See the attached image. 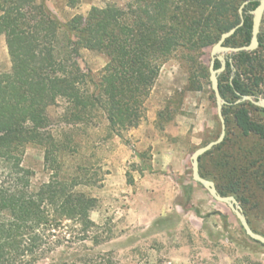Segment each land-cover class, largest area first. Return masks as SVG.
Wrapping results in <instances>:
<instances>
[{
  "label": "trees",
  "instance_id": "16d2710c",
  "mask_svg": "<svg viewBox=\"0 0 264 264\" xmlns=\"http://www.w3.org/2000/svg\"><path fill=\"white\" fill-rule=\"evenodd\" d=\"M245 1L129 0L62 23L45 0H0V35L12 60L11 71L0 73V264H38L56 252L66 257L51 264H121L112 252H92L111 235L91 217L98 199L79 189L91 183L86 167L63 175L68 146L47 131L48 109L63 99L73 124L101 115L109 137L122 138L145 119L162 66L175 54L192 61L215 45L240 22ZM249 1L228 46L251 40L250 11L259 0ZM259 41L257 50L227 60L219 76L222 97L232 103L223 109L226 137L200 158L201 175L241 203L249 224L248 212L264 208V108L235 101L264 96V30ZM85 48L107 58L97 76L79 62ZM233 68L223 86L221 77ZM29 144L44 149L50 177L41 185L23 166Z\"/></svg>",
  "mask_w": 264,
  "mask_h": 264
},
{
  "label": "rangeland",
  "instance_id": "374dc122",
  "mask_svg": "<svg viewBox=\"0 0 264 264\" xmlns=\"http://www.w3.org/2000/svg\"><path fill=\"white\" fill-rule=\"evenodd\" d=\"M45 1L66 23L76 15L86 16L94 6H124L129 0ZM242 38L238 35L236 40ZM211 48L192 61L175 54L162 66L146 101L145 119L138 127L124 131L122 138L109 137L101 115L87 124H73L66 118L63 99L48 109L47 131L68 146L63 175L74 173L77 166L86 167L83 172L91 183L79 189L98 199L91 217L111 235L92 252H112L121 264H264V245L246 234L226 204L216 201L192 179V153L216 140L221 132L209 79ZM79 62L97 76L107 58L85 48ZM11 69L6 37L0 35V73ZM235 70H227L221 77L223 86ZM253 97L264 99L262 94ZM23 166L33 171L35 185L49 180L40 145H27ZM248 217L251 228L264 235V208L249 211ZM57 254L38 264L66 257Z\"/></svg>",
  "mask_w": 264,
  "mask_h": 264
},
{
  "label": "water",
  "instance_id": "95a60500",
  "mask_svg": "<svg viewBox=\"0 0 264 264\" xmlns=\"http://www.w3.org/2000/svg\"><path fill=\"white\" fill-rule=\"evenodd\" d=\"M249 0L242 3L239 8V18L240 22L232 27L230 30L221 34L220 39L217 41L215 45L212 46L210 51V64H209V72H210V82L211 88L214 92L216 105H217V115L221 122V132L219 137L216 140L210 141L204 146L197 148L191 155L190 161L192 166V179L201 184L208 193L218 202L226 204L232 213L237 217L240 221L241 226L245 230L246 234L253 240L260 242L264 245V235L255 232L244 214L243 208L240 205L239 201L232 195L223 196L218 191L216 184L214 181L204 178L200 173V158L211 151L214 147L220 145L226 137V121L223 115V108L228 102L222 97L220 92V81L219 76L226 70L227 68V56H231L233 53H238L242 51L253 52L259 48L260 41L259 35L261 32V25L264 16V0H259L258 5L250 11L252 14V31H251V40L249 44L244 46H228L226 45V41L231 38L239 28H241L245 23V13L244 9L249 4ZM221 63L220 67L216 68V61ZM232 62V58H230ZM248 100L252 103L259 105L264 108V99L255 100L253 96H242L235 103H240L241 101Z\"/></svg>",
  "mask_w": 264,
  "mask_h": 264
},
{
  "label": "flooded vegetation",
  "instance_id": "af4514ba",
  "mask_svg": "<svg viewBox=\"0 0 264 264\" xmlns=\"http://www.w3.org/2000/svg\"><path fill=\"white\" fill-rule=\"evenodd\" d=\"M230 58H231V56H227V60H230ZM218 61V60H217ZM220 65H221V63H220Z\"/></svg>",
  "mask_w": 264,
  "mask_h": 264
}]
</instances>
